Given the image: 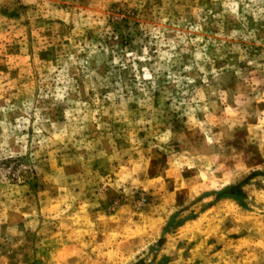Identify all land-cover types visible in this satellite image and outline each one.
Listing matches in <instances>:
<instances>
[{"label":"rangeland","instance_id":"obj_1","mask_svg":"<svg viewBox=\"0 0 264 264\" xmlns=\"http://www.w3.org/2000/svg\"><path fill=\"white\" fill-rule=\"evenodd\" d=\"M0 264H264V0H0Z\"/></svg>","mask_w":264,"mask_h":264}]
</instances>
